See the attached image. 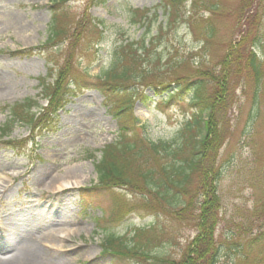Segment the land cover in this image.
I'll use <instances>...</instances> for the list:
<instances>
[{"label": "rangeland", "instance_id": "rangeland-1", "mask_svg": "<svg viewBox=\"0 0 264 264\" xmlns=\"http://www.w3.org/2000/svg\"><path fill=\"white\" fill-rule=\"evenodd\" d=\"M160 1L0 0V126L8 117L4 106L25 99L47 105L39 80L52 83L74 41L71 74L78 78L58 111L55 130L32 135L25 124L15 123L7 136L0 135V141H20L16 148L0 142V259L18 245L39 243L42 232L54 239L53 244L40 245L49 264H167L181 258L196 232L192 223L173 220L174 207L163 206L158 197L140 189L94 188L100 150L118 140L122 125L96 87L98 74L111 65L120 47L130 42L138 46L143 39V66L150 72L144 82L167 86V92L161 87L157 88L160 94L153 86L140 87L146 98L132 106L138 119L135 133L154 143L177 142L195 109L189 89L174 99L166 94L202 70L217 69L229 43L251 27L254 14L250 8L240 16L241 0H207L214 12L200 1L193 10L190 0H182L181 15L202 17L214 30L210 41L204 42L200 27H188L183 17L164 27ZM255 5L258 24L251 28L250 38L259 40L255 51L262 79L255 83L243 76L234 85L226 109L227 134L217 160L221 206L214 230L220 249L215 264H264V0H255ZM143 9H149L148 23H132L141 15L133 11ZM55 11L65 34L52 43L47 38ZM87 16L101 20L103 27L94 28ZM125 122L130 126L129 120ZM70 173L78 176V185L53 188L45 183L49 176ZM194 183L189 184L191 190ZM178 198L185 202V197ZM118 200L122 210L116 207ZM107 233L125 245L146 244L148 256L139 259L124 250L105 252Z\"/></svg>", "mask_w": 264, "mask_h": 264}, {"label": "trees", "instance_id": "trees-1", "mask_svg": "<svg viewBox=\"0 0 264 264\" xmlns=\"http://www.w3.org/2000/svg\"><path fill=\"white\" fill-rule=\"evenodd\" d=\"M67 1L69 0H53V3L63 4ZM197 1L214 12V9L211 10L212 5H207V0H190L193 10ZM254 1L241 0L240 16L252 8L254 20L250 22L251 27L245 31L243 37L234 43H229L227 51L218 62L219 67L198 72L196 78L166 94L169 99H174L189 89L190 105L195 109L190 119L183 124L177 142L154 143L138 137L135 133L138 119L132 113V106L137 99L146 98L140 92V87L153 86L158 94L160 91L157 88L161 87V90L167 92V86L162 88V84L144 82L150 72L143 66L142 51L146 49L143 39L138 46H136L137 42H130L120 47L111 65L98 74L96 87L104 95L112 115L122 125L119 127L118 140L105 145L100 150V158L94 166L98 179L94 188H132L150 192L165 203L163 206L175 208V211L170 212L173 220L193 224L196 233L188 242L181 258L177 262L166 261L167 264H215L218 261L220 249L214 237V230L221 206L218 192L221 168L217 160L227 134L225 113L234 97V85L243 76L252 77L255 83H259L262 79V64L255 51L259 40L258 37L250 38L251 28L254 26L255 30L258 24ZM159 6L166 16L164 27L175 24L180 17H183L188 27H194L196 30L200 27L204 42L210 41L213 37L214 30L202 17L197 19L198 16L192 14L193 16L185 18L184 14L181 15L182 0H161ZM148 11V9L134 10L133 12L141 15L140 19L132 23L141 25L145 21L148 23ZM57 20L55 11L47 38L52 43L65 34ZM87 21L91 22L94 28L103 27L101 20L87 16ZM98 33L101 35L102 30H98ZM74 44L75 41L70 42V46L66 49V60L58 67L52 83H46L44 78L39 80L42 93L48 100L46 106L40 107L31 99L4 106V109H8V117L0 126L1 137L7 136L15 123L25 124L32 135L38 136H41L43 131L56 129L57 114L66 103L65 96L71 94L75 85H78V78L71 74ZM83 73L88 74V70L85 69ZM191 85L193 86L189 88ZM258 111L256 107L255 118L258 116ZM124 120H129L130 126L126 122L123 124ZM0 142L16 148L20 141ZM194 180V189L191 190L189 184ZM88 191L90 190L86 189L85 193L87 194ZM175 196L177 199L174 198ZM178 196L185 197V202L177 201ZM116 207L122 210L123 205L120 200L116 202ZM115 215L119 217V213L115 212ZM137 230L141 234L145 232L142 229ZM104 245L105 252L119 254L124 250L126 254L139 259L148 256L146 244L125 245L113 234L106 237ZM156 260L161 263L165 261L164 258Z\"/></svg>", "mask_w": 264, "mask_h": 264}, {"label": "bare ground", "instance_id": "bare-ground-1", "mask_svg": "<svg viewBox=\"0 0 264 264\" xmlns=\"http://www.w3.org/2000/svg\"><path fill=\"white\" fill-rule=\"evenodd\" d=\"M77 177L78 176L74 173L66 174L63 177L49 176L45 183L53 188H55V186H58V188H64L68 186L73 187L79 184V181L76 180ZM70 178H74V181L68 182ZM39 238L40 240L37 244L31 243V245L26 248L18 245V248L10 250L9 256L7 258L0 259V264H49V261H47V259L40 252V245L41 243L43 244V242H49L53 244L54 239H52L49 235H46L45 232L40 233Z\"/></svg>", "mask_w": 264, "mask_h": 264}]
</instances>
